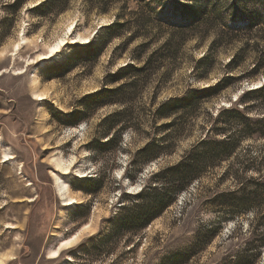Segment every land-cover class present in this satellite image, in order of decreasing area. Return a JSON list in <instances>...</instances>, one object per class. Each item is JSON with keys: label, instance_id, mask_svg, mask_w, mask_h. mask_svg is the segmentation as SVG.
I'll list each match as a JSON object with an SVG mask.
<instances>
[{"label": "rangeland", "instance_id": "obj_1", "mask_svg": "<svg viewBox=\"0 0 264 264\" xmlns=\"http://www.w3.org/2000/svg\"><path fill=\"white\" fill-rule=\"evenodd\" d=\"M41 1L0 0V264H173L170 255L182 249L189 254L182 264H226L224 257L252 239L255 220L250 210L233 217L218 209V194L235 184L224 173L264 171V137L233 141L236 150L228 159L206 164L200 178L132 240L111 220L123 194L136 193L151 171L178 160L206 132L216 108L264 83V0H50L35 8ZM175 1L197 11L187 27L139 22V15L151 14L155 24L158 11L164 6L170 13ZM234 5L256 23L249 31L225 26ZM116 18L121 24L99 28ZM175 28H187L175 31L180 41L184 37L175 55L162 51L164 58L157 54L143 73L129 71L110 85L135 80L121 91L123 102L83 108L81 97L99 89L107 72L126 62L141 65ZM61 37L65 41L50 52ZM84 37L94 44L83 47ZM222 75L233 80L183 120L191 133L175 139V152L143 163L134 152L165 131L157 129L164 120H153L158 102ZM33 91L43 98L32 97ZM244 98L249 113L264 114V90ZM122 107L127 110L102 122ZM74 110L79 112L72 115ZM119 117L125 122L117 131L119 144L96 147L105 125ZM53 156L68 169H56ZM53 172L67 183L71 201L64 203L56 192ZM77 178L90 192L72 186ZM74 233L58 255L48 256L49 247ZM245 252L244 264H264V246Z\"/></svg>", "mask_w": 264, "mask_h": 264}, {"label": "trees", "instance_id": "obj_2", "mask_svg": "<svg viewBox=\"0 0 264 264\" xmlns=\"http://www.w3.org/2000/svg\"><path fill=\"white\" fill-rule=\"evenodd\" d=\"M49 1L43 0L34 7L39 8ZM165 11L166 7L163 6L158 11L159 13L156 14L158 23L155 22L154 24L151 14L145 16L141 14L138 20L142 26L152 24L155 27H159L158 25L161 24V20H164L167 22V25L187 27L189 17H194L197 14V11L178 1H175L170 13ZM246 13L234 5L232 12L228 15L227 25H225L227 29L235 33L249 31L253 28L256 23H252L251 17H248ZM119 24L121 22L116 18L113 22L101 25L99 28H108ZM185 29L187 28L170 29L171 31L166 38L147 55L141 65H135L133 61L126 62L118 66L114 71L107 72L103 77L99 89L88 92L81 97L83 108H97L105 104L123 102L124 99L121 96V91L126 86L133 88L135 80L121 82L115 86L110 85L126 77L129 71L137 74L143 73L147 69V66L153 63V57L155 58L157 54H160L159 60L164 58L162 51L167 50L166 52L170 56L175 55L177 47L184 40V37L183 39L181 38V42L178 33L175 34V31L184 34ZM93 41L88 40L87 45L83 47L94 44ZM147 43L146 41L142 45ZM67 63L68 59L60 64L65 65ZM230 80H233L232 75H222L221 78L213 83H207L204 86H192L180 94L167 96L160 100L152 110V115L155 117L154 121L157 119L164 120L157 126V129L164 128L165 131L157 138L149 136L134 153L140 155L143 163H148L164 154L175 152L176 145L173 143L175 139L191 133V129L186 128L182 124L183 120L193 116L196 108L201 103L219 94L222 88L230 83ZM263 90L264 83L258 87H251V89H247L237 96V102L234 104L231 103L228 106L222 105L216 108L215 112L211 114L214 115L213 120L209 122L206 132L196 138L188 148L184 149L179 154L178 160L165 164L155 171H151L148 174L147 182L136 193L126 192L123 194L121 197L122 203L118 206L111 220L113 221V229L120 228L125 233L131 235L126 240H132L133 236H136L139 231L150 224L153 218L160 215L182 190L200 178L202 175L201 171L206 164L209 166L228 159L236 150L233 141L238 140V138L253 136L264 137V114L257 112L249 113L252 107L247 104L248 101L244 98L251 94L257 95ZM126 108L122 107L105 115L102 122L113 117H118L119 114L127 110ZM75 112L79 111L74 110L72 115ZM79 118H82V116L75 117L74 121ZM219 122H223V124H218ZM124 126L125 122L120 117L107 123L101 131L103 137L95 140L96 147L105 148L110 143L118 145L121 139L117 137V131ZM141 167L142 165L138 164L136 169L139 170ZM227 171L224 174L230 176L235 184L233 187L225 189L218 194V198L221 200L218 209L223 214L226 213L233 217H237L240 212L250 210L255 224L249 223L252 239L245 242L244 246L246 248L241 249V251L235 253L233 256L227 255L223 260L227 262L226 264H244V259L248 256L245 252L246 249L249 250L248 253L251 255V253L255 254L260 247L264 246V171L257 168L255 171L257 174L254 176H241L235 173H227ZM77 179L78 183H73L72 186L83 192H90L88 188L79 183L84 178ZM87 180L90 181V179ZM243 232L245 233V230ZM169 259L173 264H182L189 259V254H187L186 249H182L181 252L171 254Z\"/></svg>", "mask_w": 264, "mask_h": 264}, {"label": "bare ground", "instance_id": "obj_3", "mask_svg": "<svg viewBox=\"0 0 264 264\" xmlns=\"http://www.w3.org/2000/svg\"><path fill=\"white\" fill-rule=\"evenodd\" d=\"M71 25H70V27H71ZM82 39H84V41L85 40L87 41V38L86 37H84ZM64 41L65 40L62 37L59 38L57 40V42H55L54 44H52L50 46L49 51L50 52H55ZM33 79L35 81V77ZM251 83L253 84V86H257L258 85L257 82H251ZM32 94H33L32 97H34L36 99L43 98V96L40 95L37 91H33ZM11 156L12 155H10L8 152H4V154H3V158H7L8 159V158H11ZM51 160L54 163L55 168L58 169V170H64V171H66L68 169V167H69V164L64 163V161L62 160V158H59L58 156L51 157ZM53 178H54V181H55L56 192L59 194V196L61 197L62 201L64 203H67V202L71 201V200H69V197H67V194L65 192V190L67 189V183L62 178H60L56 173H54V172H53ZM74 236H75V233L72 234V235H70V236H67V237L65 236L59 242V244L57 246H55V247H52V246L49 247L48 250H47L48 256L49 255L50 256H56V255H58V253H59L58 251H59V249H61V247L63 246V244L66 243V242H68L70 239L74 238Z\"/></svg>", "mask_w": 264, "mask_h": 264}]
</instances>
